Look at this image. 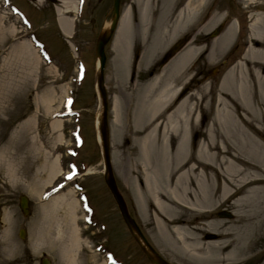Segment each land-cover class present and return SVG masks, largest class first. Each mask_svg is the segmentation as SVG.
<instances>
[{
  "label": "rangeland",
  "instance_id": "rangeland-1",
  "mask_svg": "<svg viewBox=\"0 0 264 264\" xmlns=\"http://www.w3.org/2000/svg\"><path fill=\"white\" fill-rule=\"evenodd\" d=\"M129 1L132 0H121V13ZM209 1L235 21L239 35L246 33L249 20L245 0ZM257 1L264 3V0ZM82 4L81 0H0V264H42L43 258L51 264H150L128 235L103 184L101 152L96 141L95 122L100 103L95 87L94 48L99 29L109 22L112 0H84ZM164 4L160 0L159 8H166ZM212 11L209 9L207 16ZM59 12L68 20L76 17L66 33L59 26ZM76 12H80V17ZM167 17L171 20L172 15ZM167 17L154 22L146 31L142 23H134V46L140 51L145 49V43L149 46L157 26L169 28ZM229 19L214 26L207 38L198 34L200 43L208 48L209 40L223 31ZM194 28L196 25L181 29L175 38L171 37L172 42L185 33L191 34ZM236 44L216 66L203 58L197 59L190 70L193 80L184 85L187 92L202 91L203 85L215 88L226 66L240 55V41ZM111 45L112 41L105 47L104 86L109 107L110 162L115 180L123 198L125 191L129 193L132 214L156 250L174 264H201L182 255L174 237H166L156 228L155 209L144 211L139 205L140 199L145 203L149 200L141 181L142 154L136 135L138 128L145 124L140 103L141 81L129 83L126 67L116 62L118 55ZM166 45L161 46V54ZM161 54L147 65L148 69ZM177 77L175 84L182 81ZM204 103L209 104V98ZM208 110L207 119L213 105ZM53 114L60 118L56 130L50 126ZM197 141L192 135L191 148ZM152 148L154 161H159L158 136ZM56 156L63 173L53 183L55 188L81 175L68 182L64 192L68 199L75 201L74 223L67 224V219L64 220L63 211L58 209L64 208L62 205L43 206L38 196L47 182L45 165L49 157ZM136 185L141 190L140 197L136 194ZM21 196L28 199L27 216L19 208ZM234 210L232 205L224 204L213 213L222 229L231 233L230 238H214L218 231H202L195 236L202 242L217 245L224 240L231 241L228 250L240 246L232 227L236 219ZM224 211L231 216L219 215ZM57 223L62 224V229ZM20 230L25 232L23 238L19 236ZM72 230L79 243L69 258L65 246ZM218 264H264V225L252 229L237 255Z\"/></svg>",
  "mask_w": 264,
  "mask_h": 264
},
{
  "label": "bare ground",
  "instance_id": "bare-ground-1",
  "mask_svg": "<svg viewBox=\"0 0 264 264\" xmlns=\"http://www.w3.org/2000/svg\"><path fill=\"white\" fill-rule=\"evenodd\" d=\"M159 1L132 0L121 13L111 45L118 55L116 62L128 67L136 48L134 23H142L146 31L154 20L172 15L169 28L157 26L149 46L145 43L142 48L138 66L146 67L161 54L163 44L171 43L181 29L196 25L190 41L143 87L144 92L152 90L155 94L145 95L140 102L145 124L136 135L142 154L141 181L149 200L145 203L140 199L139 205L144 211L155 209L156 228L166 237H174L182 255L201 264L224 263L240 252L252 229L264 225V3L245 0L249 23L246 33L239 35L235 21L209 0H162L166 5L162 9ZM209 9L213 11L207 16ZM227 19L223 31L209 40L208 48L200 43L198 34L207 38L214 26ZM58 23L63 32L70 31L71 18L59 12ZM237 41L240 55L226 66L215 88L203 85L202 91L181 96V85L192 80L190 70L197 59L216 66L233 45H238ZM175 75L182 78L178 84H174ZM205 98H209V104L204 103ZM211 105L213 110L207 119ZM59 123L54 120L50 126L56 130ZM192 135L198 141L191 148ZM157 136L161 156L154 161L152 146ZM44 169L48 182L60 171L57 156L49 157ZM135 191L140 197L137 185ZM64 192L63 187L45 199L43 206L62 205L64 208L58 209L63 211L64 220L74 223L75 201ZM224 204L235 209L232 227L240 241V246L229 250L231 241L217 245L195 236L202 231H218L214 237L218 239L232 236L213 217ZM57 226L62 229V224ZM67 241L66 255L71 258L79 243L73 230Z\"/></svg>",
  "mask_w": 264,
  "mask_h": 264
},
{
  "label": "water",
  "instance_id": "water-1",
  "mask_svg": "<svg viewBox=\"0 0 264 264\" xmlns=\"http://www.w3.org/2000/svg\"><path fill=\"white\" fill-rule=\"evenodd\" d=\"M119 3L120 0H113L112 6V16L110 23L102 28L100 31L98 38L96 40L95 46V56L97 58V74H96V90L99 97L100 103V112L97 116V124H96V132H97V140L100 146L103 165H104V181L106 186L110 190L117 206L119 208L120 214L122 216L123 221L125 222L127 228L132 234L135 241L141 247L147 258L150 260L152 264H171L165 261L159 254H157L153 248L148 244L138 226L135 224L134 220L129 216L125 204L121 198V195L118 192L115 180L112 175L110 162H109V135H108V126H107V97L105 88L103 85V68L105 65V52L104 46L107 44L109 39L111 38L115 27L117 25V20L119 17ZM20 207L24 214H27V199L25 197H21L20 199ZM43 264H49L48 261L44 260Z\"/></svg>",
  "mask_w": 264,
  "mask_h": 264
},
{
  "label": "flooded vegetation",
  "instance_id": "flooded-vegetation-1",
  "mask_svg": "<svg viewBox=\"0 0 264 264\" xmlns=\"http://www.w3.org/2000/svg\"><path fill=\"white\" fill-rule=\"evenodd\" d=\"M129 2H128V6L130 5ZM166 20H167V26L169 27L172 24V18H171V20H169L168 17H167ZM154 22H157V21L154 20L152 22V24ZM162 22H164V21H162ZM193 34H194V30H192L191 34L185 33V34H183L184 35L183 37H181L179 39L178 38L175 39L174 42H172V44L166 45L165 49L162 51V54L157 59L155 65H151V67L149 69L147 68L148 66H146V67L138 66V60H139V58L141 56V54H140L141 51H140L139 47H136L131 52L130 65L128 67H126V74H127V78H128L129 83L132 84V83H137V82L141 81L140 89H141V93H143L142 96L144 97L145 95H148V94L150 96L154 95L155 91L152 92V90L150 92H147V93L146 92H142V89H143L144 85L151 79V77L153 75H156V74L160 73L161 69L163 67H165L169 63V61L175 57V55L177 54L176 51L178 49L181 50L190 41V39H191ZM179 40H180V44L178 45V47H174V43L179 41ZM141 76H142V79H141ZM104 79H105V74H104ZM174 84H175V82H174ZM184 85L186 86V85H189V84H184ZM184 85H182L181 88H180L181 96L185 95L186 93H189V91L187 92L188 88L185 87ZM137 90L139 91V89H137ZM142 96H141V98H142ZM102 179H103V177H102ZM103 184H104V181H103ZM99 191H102V190H99ZM108 193H109V191H108ZM111 198H112V196H111ZM112 200H113V198H112ZM124 200H125V203L127 205V209L129 211L130 215L134 218L135 222L140 227V224L138 223L136 217L132 214V210H131L132 209V207H131L132 206V201L130 200L129 193L127 194L126 191H125V194H124ZM113 202H114V200H113ZM114 204H115V202H114Z\"/></svg>",
  "mask_w": 264,
  "mask_h": 264
}]
</instances>
